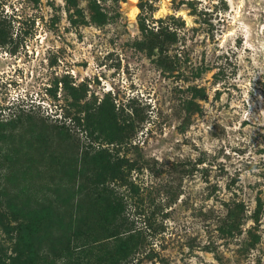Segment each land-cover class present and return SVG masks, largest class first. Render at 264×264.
Wrapping results in <instances>:
<instances>
[{
    "label": "rangeland",
    "instance_id": "rangeland-1",
    "mask_svg": "<svg viewBox=\"0 0 264 264\" xmlns=\"http://www.w3.org/2000/svg\"><path fill=\"white\" fill-rule=\"evenodd\" d=\"M84 145L143 231L130 264H264V0H0V263Z\"/></svg>",
    "mask_w": 264,
    "mask_h": 264
},
{
    "label": "trees",
    "instance_id": "trees-1",
    "mask_svg": "<svg viewBox=\"0 0 264 264\" xmlns=\"http://www.w3.org/2000/svg\"><path fill=\"white\" fill-rule=\"evenodd\" d=\"M26 123L32 131V120L26 117ZM46 134L42 123L37 132L39 142L46 141ZM66 138L75 139L69 134ZM88 147L84 145L79 159L60 155L55 171H63L69 178L61 174L49 180L54 200L47 197L39 201L42 215L36 227L29 223L22 226V219L15 220L16 231L25 228L20 238L23 245L6 264H130V257L142 244L143 231L134 226L126 211V196L102 178L114 172L103 158L106 154L98 149L90 152ZM29 198L20 202L17 211L31 218L34 210L29 207ZM100 229L107 233L103 238L97 237Z\"/></svg>",
    "mask_w": 264,
    "mask_h": 264
},
{
    "label": "bare ground",
    "instance_id": "bare-ground-1",
    "mask_svg": "<svg viewBox=\"0 0 264 264\" xmlns=\"http://www.w3.org/2000/svg\"><path fill=\"white\" fill-rule=\"evenodd\" d=\"M133 13H134V11L132 12V14H133ZM132 14H131V15H132Z\"/></svg>",
    "mask_w": 264,
    "mask_h": 264
}]
</instances>
